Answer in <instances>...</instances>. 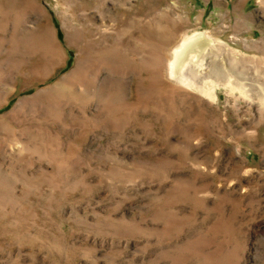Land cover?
Masks as SVG:
<instances>
[{
  "label": "rangeland",
  "instance_id": "1",
  "mask_svg": "<svg viewBox=\"0 0 264 264\" xmlns=\"http://www.w3.org/2000/svg\"><path fill=\"white\" fill-rule=\"evenodd\" d=\"M0 264H264V0H0Z\"/></svg>",
  "mask_w": 264,
  "mask_h": 264
},
{
  "label": "bare ground",
  "instance_id": "2",
  "mask_svg": "<svg viewBox=\"0 0 264 264\" xmlns=\"http://www.w3.org/2000/svg\"><path fill=\"white\" fill-rule=\"evenodd\" d=\"M185 38L186 39L181 42V45L173 51V60L169 63V73L173 79L178 80L181 83L194 86L196 85V82H194L191 77L188 78L185 75H188V72L196 71V69L201 70L205 68L204 65L209 63L206 59L209 50H217L218 52L223 49V51L226 52L229 49H224L222 45L216 48L214 38H211L206 34H196L193 36L189 35ZM220 54L221 53H219V55ZM210 66L211 64L206 66V68ZM226 83L227 85H232L230 78H227Z\"/></svg>",
  "mask_w": 264,
  "mask_h": 264
}]
</instances>
